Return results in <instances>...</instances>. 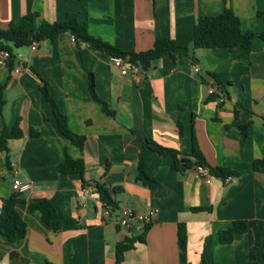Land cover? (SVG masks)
<instances>
[{"label":"crops","instance_id":"crops-1","mask_svg":"<svg viewBox=\"0 0 264 264\" xmlns=\"http://www.w3.org/2000/svg\"><path fill=\"white\" fill-rule=\"evenodd\" d=\"M225 8L240 18L243 33L257 35L252 49H195L198 19ZM70 13L87 22L92 36L123 52H146L162 38L182 48L152 64L150 79L123 75L108 54L77 44L69 34L36 51L13 49V70L0 66V139L17 124L22 138L8 142V154L0 151V215L4 200L15 193L17 169L30 184L18 206L28 233L14 244L0 235V264H119L117 245L144 232L142 226L128 230L116 223L124 207L157 215L146 243H136L120 264H264V173L253 168L264 159V0H0L2 29L29 14L55 23ZM208 77L221 83L226 103L209 99ZM45 83L69 129L86 138L82 149L62 136L41 90ZM193 136L208 165L236 174L233 182L224 184L212 173L208 184L194 168L180 173L171 156L146 143L178 150L187 163ZM67 155L84 161L83 177L62 174ZM142 159L158 186L137 180ZM99 184L118 206L110 217ZM42 200L57 210L61 230L29 210ZM236 221H247L249 231L222 245L220 232ZM180 225L186 226V242L178 237Z\"/></svg>","mask_w":264,"mask_h":264},{"label":"trees","instance_id":"trees-1","mask_svg":"<svg viewBox=\"0 0 264 264\" xmlns=\"http://www.w3.org/2000/svg\"><path fill=\"white\" fill-rule=\"evenodd\" d=\"M64 34L72 36L77 44H88L96 52L108 54L113 58L129 59L131 63L141 65L145 68H150L152 64L165 56H173L174 52L182 48L176 41L169 38H162L157 40L153 47L146 52H123L111 44L104 42L102 39L92 36L88 30L87 22L81 21L78 14L70 13L63 21L55 23H49L43 20L39 21L38 14H29L16 22H12L7 29H2L0 25V51L4 50L10 53L11 59L8 62V68L12 71L14 68L13 49L29 47L34 42L40 44L43 42L52 43ZM256 37L257 35L251 32L243 33L240 18L231 8H225L217 16H202L198 19L193 31L192 45L195 49L243 48L251 50ZM260 38H264V33L260 35ZM216 82L221 85L219 81L216 80ZM41 90L53 107V112L62 136L82 149L86 138L73 133L69 129L67 117L51 99L50 91L46 83ZM90 91L93 98L97 99L93 78L90 83ZM223 91L225 92L224 88ZM4 92L5 85H0L1 109L5 105ZM209 99L217 100V96L210 95ZM104 110L108 111L106 105H104ZM179 129L180 135L183 136V126L181 124H179ZM242 134L245 138L247 137V132L243 129ZM19 138H22V132L18 124L11 132L4 130L0 139V151L8 154V142L12 139ZM146 143L152 151L161 156H171L173 158V168L180 173L195 168L196 166H202L223 179L229 176H236V174L223 168H211L200 151L195 136H193V150L189 156L192 158V161L187 163L182 162L183 155L178 150L161 146L153 140H148ZM253 168L255 172L264 173V159L255 161ZM84 169L85 163L83 160H74L68 155L61 163V172L63 175L79 174L83 177ZM138 172V181L150 188L158 186V182L144 170L143 159L138 167ZM97 190L104 206L112 207L115 210L118 209L116 202L111 196V192L105 185H97ZM121 190L122 188L118 187L114 189V192L117 193ZM24 203L25 200L21 193H14L10 198L4 200V212L0 215V235L6 238L11 244L25 239L28 233L27 224L18 211V206ZM29 210L32 213H39L42 222L47 226L52 227L55 231L61 230L62 222L60 221L57 210L49 200L32 203L29 206ZM194 211L203 212L205 209L196 208ZM150 228L151 225L144 227V232L140 236L127 239L125 243H119L117 245V260L119 264L124 261L125 254L132 250L136 243H146V237ZM249 229L250 225L247 221H236L230 228L220 232V243L222 245L231 244L237 235L245 234ZM178 237L182 242L187 241V229L185 225L179 226ZM204 264L209 263L204 260Z\"/></svg>","mask_w":264,"mask_h":264},{"label":"built area","instance_id":"built-area-1","mask_svg":"<svg viewBox=\"0 0 264 264\" xmlns=\"http://www.w3.org/2000/svg\"><path fill=\"white\" fill-rule=\"evenodd\" d=\"M39 45L40 43L34 42L29 46V48L32 51H36ZM10 59H11V55L8 51H4V50L0 51V66L6 67ZM111 61L115 67L120 69L123 75H131L135 78H140V79H150L151 77L149 68H145L141 65H135L131 63L129 59L111 57ZM194 70L200 71V65L195 63ZM17 71L20 73L22 72V69L19 68ZM207 86L209 90V95H216L217 101L220 104L226 103L228 98L223 91V87L222 85H219L213 77H208ZM194 173L198 179H203L208 184L211 183L212 173L207 168H204L202 166H196L194 168ZM223 180H224V184H230L231 182L235 180V178L232 176H229L227 178H224ZM29 188H30V184L23 182L20 177L19 171L17 169L14 170L13 171V181H12L13 191L15 193L22 194ZM88 191H89V188H85L84 192L86 194L88 193ZM104 209H105L106 217H110L113 213L116 212L115 209H112V207H109V206H104ZM156 215H157L156 210H150V211L144 212L141 210L124 207V208L117 210L116 223L121 228L131 230L135 226L146 227L148 225H152V223L154 222L156 218Z\"/></svg>","mask_w":264,"mask_h":264},{"label":"water","instance_id":"water-1","mask_svg":"<svg viewBox=\"0 0 264 264\" xmlns=\"http://www.w3.org/2000/svg\"><path fill=\"white\" fill-rule=\"evenodd\" d=\"M185 161H188L187 159Z\"/></svg>","mask_w":264,"mask_h":264}]
</instances>
